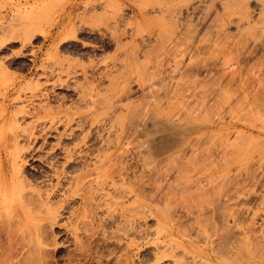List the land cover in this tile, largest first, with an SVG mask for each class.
Returning a JSON list of instances; mask_svg holds the SVG:
<instances>
[{
    "label": "rangeland",
    "instance_id": "rangeland-1",
    "mask_svg": "<svg viewBox=\"0 0 264 264\" xmlns=\"http://www.w3.org/2000/svg\"><path fill=\"white\" fill-rule=\"evenodd\" d=\"M70 1L73 0H46L44 3H40V6L35 4L29 6L25 5V2L18 3V0H0V146L7 140L14 139V134L19 128L16 125H20L22 129L26 128L38 117H33L35 116L33 114H26L23 117V114L20 113L17 117L11 116L22 106H19L22 104L21 102H15L17 93L14 90L20 88L23 89V93L30 94L35 88L34 84L36 85L38 81L45 83L48 88L46 91L49 93L48 98L44 102L51 105L52 110L55 111L52 114L60 115L62 113L60 115L62 117L71 116L72 122L67 130L70 128L75 130V135L71 139L61 138L57 133L39 139L40 143L46 140V150L49 149L46 156L52 161H48L47 158L44 161L35 160L28 152L26 156L28 181L33 188H40L43 192H52L54 188L52 186L57 184L58 177L54 173L55 170L59 172L65 170L68 175L81 174L82 171H86L81 163L72 162L70 165H64L59 153L61 147L77 144L78 150H84L88 145L97 153L104 148L103 145L112 138V135L114 138V133L104 130V126L108 127L112 123L117 125L116 122L120 121L126 126L129 137L144 139L148 132L153 133L154 130L151 129H155V126L157 127L166 120H173L174 123L181 125L190 124L192 121L211 125L210 123L213 122L233 120L236 126L231 127L232 129L229 128L230 130L225 128L217 130L219 135L217 134L215 138L211 137V134L216 132L212 127L199 132L198 137H205L206 140H202L204 143L203 146L201 143L202 150L199 148L200 150L198 149L197 152L195 150L194 153L189 151L184 158V161L191 162V166L188 163V171L192 170L196 162L202 163L207 160V163H212L216 161V166L213 168L215 175H206L201 180L206 187L205 195L203 196L202 193V197L201 194L196 196L198 193L196 194L195 182L193 185L191 184L190 189V193L196 196H193L194 201L207 209L205 210L206 214L204 213L199 221H195L189 215L191 210L196 209L193 199H191L192 201L179 199L183 193L180 194V191L178 193V190H174L179 194L174 199L178 198V202H180L176 209L178 212L175 214L182 215L180 222L187 226L186 228L190 231L188 233L196 244H201L208 237L212 239L210 240V242L212 241L211 245L213 244V248H216L215 253H212L213 258L228 259L230 263L232 262L231 264H255L256 262L264 264V134L258 132L259 128L264 126V116H262L263 114L257 115L256 110L254 111L258 107L264 109V34L259 31L264 21V0H244L249 4L246 9L249 14L251 12L252 15H250L253 19L238 20L240 15H235L237 19L235 18V22L231 24L224 22L221 24V17L225 10L220 1L201 0L202 10L198 15L199 19L195 17L191 20H195V27L201 29L204 34L219 32V29L223 30L226 32L222 35L224 41H221L217 47L205 48V54L202 56L212 55L213 60L206 59L205 61L204 58L200 60V57L196 60L193 57L194 59H187L182 63L170 60L162 63L157 60L159 44L156 37L149 30V24L135 16L136 6H139L138 4L142 0H82L81 7L77 10L78 13L73 20L76 32H73L74 28L72 27L71 32L60 33L59 43L56 45V50H53L48 47L51 42L48 40L51 28L49 24L51 25L59 19L60 12ZM2 7H6L7 10ZM237 7L236 5L235 8ZM57 30L58 28L55 31ZM134 30L139 31V34L133 39L129 34ZM43 45L46 46L38 54L36 60L32 52ZM167 46L171 47L169 44ZM231 47L232 49L229 50ZM48 49L55 52L52 57L45 55ZM227 50L232 51V54H234V50L235 53H239L236 55L237 58L226 60L225 54L230 55L226 53ZM44 58L52 59L45 64L49 70H51L50 67L55 66L53 65L55 63L63 64L64 67L71 63V68L75 71L78 70L79 74L71 73L67 76L65 73H61L57 75L56 71L53 77L58 82L55 87H52L53 84L46 82V78H39ZM65 62L67 63L65 64ZM49 64L52 66L49 67ZM83 69L86 75L84 71L81 72ZM206 69H210L211 73ZM8 89L12 93L9 100L6 101L4 92ZM105 96H107V100ZM103 101L104 103H102ZM110 102L113 105H110ZM8 104L10 105L9 112L5 117V107ZM101 107L102 110H100ZM203 114L204 117H202ZM257 120L259 122H256ZM65 127L66 124H62L58 126V130L63 132ZM253 129L257 131L253 132ZM108 133L111 138L108 137ZM24 143L26 142H22V144ZM59 143L61 147L57 146ZM228 149L234 152H229ZM224 151L226 158L222 155ZM207 153L216 154L215 159L203 160V156ZM220 153L225 159L220 157ZM227 155L228 158H232L226 160ZM172 156L169 159L156 162L159 171L157 169L158 172L153 173V177L159 178H152L154 181L159 180L158 182L156 180L152 184V181L149 182V177V179L143 177V181H141L145 183L140 182L145 194H148V197L155 202H164L161 197V188L164 189L166 186L174 188L175 185L172 183L178 182L175 180L177 179L176 170L173 169L174 165L177 166L178 157L177 154ZM122 158L124 162L121 160ZM122 158L118 157L117 161L121 160L120 163L123 162L125 166L133 168H130V171H135L138 175L141 173L144 175L147 172L141 168V162L134 160V162H130L129 156ZM241 159L242 161L245 159L241 164L242 168L237 169ZM46 160L52 162V165ZM229 160L235 161L229 163L234 164L233 167H235L234 171H231L232 174L228 176L229 178H225V180L229 179V183L224 180L220 181V179L212 180L217 178V173H220V165H224L225 161ZM235 169L237 170L235 171ZM233 174L235 175L231 176ZM161 184L160 189H157ZM218 185L219 188H217ZM169 190L171 191V189ZM171 193L175 195L174 192ZM228 195L232 197L231 202L227 199ZM186 196L188 197L189 194ZM197 198H200V202H197ZM53 200L55 204L53 207H57L58 213L61 214L56 222H44L38 228L29 229L27 232L26 226L17 222L12 214L9 218L4 217L0 221V264L166 263L167 257L160 254L163 252H156L152 249L156 242L150 233H156L161 228L155 215L144 218V221H147L141 230L142 235H139L134 246H130L127 239L128 227L109 220L103 228L102 216L93 212L96 206L92 205L90 208L86 203H83L84 197L73 196L63 188V190L59 189L54 193ZM229 202L231 204H228ZM214 205L218 207L216 216H212L210 209ZM230 207L235 211L228 212ZM237 212L238 214H234ZM87 213V218L83 217L82 223L88 225L76 229V216L79 214L85 216ZM208 214L211 217L207 216ZM226 218L228 219L226 220ZM84 220L86 222H83ZM70 222L74 223V226ZM32 232L34 233L32 234ZM36 232H38V239L35 236ZM205 237L206 239H203ZM227 238L233 240L234 246L230 253L227 250L229 247L225 246ZM38 241H40V246L37 244ZM188 243H177L176 249L180 259L178 264H194L190 257L193 254V247ZM205 259L214 264V259L204 258L203 260L205 261ZM206 261L202 264H207ZM208 264L210 263L208 262Z\"/></svg>",
    "mask_w": 264,
    "mask_h": 264
},
{
    "label": "bare ground",
    "instance_id": "bare-ground-1",
    "mask_svg": "<svg viewBox=\"0 0 264 264\" xmlns=\"http://www.w3.org/2000/svg\"><path fill=\"white\" fill-rule=\"evenodd\" d=\"M44 1H46V0H18V3L25 2L24 3L25 5L31 6L32 4H35L37 6H40V3H44ZM81 1L82 0H73L72 2L70 1V3L64 7L63 11L60 12L59 19L55 23H52L51 25L49 24V26L51 28H50V31L48 34V40H50L51 42H50V45H48V47L52 48L53 50H56V45H57V43H59L58 42L59 34L64 33L65 31L66 32L72 31V29L74 28L73 26H75V24H74L75 22H73V20H74L76 13H78L77 10L81 7V4H82ZM217 1H220L223 4L224 10H225L224 15L223 16L221 15L222 16L221 17V19H222L221 24H224V23L225 24L226 23L231 24L232 22H235V20L237 19V17L235 15H240L238 17L239 18L238 20H242V19L244 20L247 18L249 21V19H251V20L253 19V17L251 16L252 14L250 12L251 10L249 11L251 14L250 15L247 11L248 9H246L248 7L247 5H249V4H247V2H244V0L243 1L242 0H217ZM236 1H238V3L240 2V5H238V3H236ZM200 2H201V0H142V2L140 4H138L139 6H136L135 16L137 18H139L141 21L145 20V22L149 24V30L151 31L152 35H155L156 40L159 44V51L156 55L157 60L161 61L162 63L164 61H169V60L174 61L176 63L177 62L182 63L185 60L191 59L193 57L196 60L199 59L198 57H200V60L202 58H204L205 61H206V59H208V60L212 59L213 60L212 55L202 56L203 54H205V50H206L205 48L210 47V46H216L217 47L218 44L221 43V41H224L222 39V35L226 32H224L223 30H220L218 28L219 32H211V33L206 32L204 34L201 32V29H198L197 27H195V25H194L195 20L193 21L191 19L195 18V17L199 19L198 15H200V11L202 10L201 9L202 5L200 4ZM212 2H216V1H212ZM16 4H17V2H16ZM236 5L238 7H240V6L241 7L235 8ZM211 6H213V5H211ZM3 9H6V7ZM1 11H3V10H1ZM183 14H185V15L183 16ZM57 28H58V30L55 31ZM75 28L73 30L74 33L76 32ZM69 29H71V30H69ZM259 31H261L262 34H264V21L261 24ZM138 34H139V31L134 30L129 35L134 39L136 37V35H138ZM225 35L228 36V34H225ZM226 42L228 43V39ZM168 44L171 47H168L167 46ZM183 45H185V47H182ZM44 46H46V45H43L38 50L32 52V55H34L36 60L38 58V54L40 52H42V49L44 48ZM230 49H232V47L229 48V50ZM50 50L51 49H48L46 54L45 53L44 54L52 57V54H55V52H51ZM235 50L233 51L234 54L231 53L232 51L230 52L227 50L226 53L227 54L229 53L230 55L227 56L225 54L224 57L226 58V60H229V59L231 60L232 58H234V59L237 58L236 55L239 53H235L236 52ZM237 51H238V49H237ZM46 59L47 58H44V63L42 64V68H41L42 71L39 74V78L40 77L46 78L47 79L46 82H49V84H53L52 87H55L57 85V82H58V80L53 77V75L56 71H57V75L61 74V73L62 74L65 73L67 76H69L71 73H77V71H78V70L75 71V70H73V68H71V65H72L71 63H69L66 67H64L63 64H59V63L53 64L55 66H52L49 64V67L52 66V68L50 67L51 70H49L45 64L48 63L47 61L50 60V58H48V60H46ZM67 62H65V64ZM192 64H193V62H192ZM208 70L206 69L207 72L211 73L210 69H208ZM83 71L85 73L84 69L81 70V72H83ZM77 74H79V73H77ZM85 75H86V73H85ZM33 87H35V88L30 92V94H26V92L23 93V89H20V88H16L15 90L12 89V90H14L15 93H17V97L14 99L15 102L16 101L21 102L22 104H20L19 106H21V105L22 106L19 108L18 111H16L15 113L13 112V115H11V116L17 117L18 114L20 113V114H23V117H25L26 114L27 115L33 114V115H35L33 117H37V116L38 117L34 120L33 123L29 124L26 128L24 126H22V127H24L23 129L20 128L21 127L20 125L18 126L16 124H14L17 127H19L22 132L18 128L19 131L17 130V132L14 134V139L12 140V138H11V140H9V141L7 140V142H5L4 144H2V146H0V221H2V219L4 217L9 218L10 215L12 214L13 217H15V219H17V222L19 221V223H21V224L23 223L26 226L27 229L26 228H23V229H26L27 232L29 229L38 228L39 225L41 226V224L44 222H48V223L56 222L57 218L61 214L58 213L59 211L57 210V207H53L55 204H54V200L52 201V196L54 195V193L57 190H59V189L63 190V188H64V189H66L67 193H70L73 196L78 195L80 197L81 196L84 197L86 202L83 201V203H86L89 207L90 206L92 207V205H93V207L96 206L95 210H93V212H95L96 215H98V216H100V215L102 216V219L101 218L100 219H101V223H102L103 228L109 220H112L114 222H119L121 225L127 226L128 227L127 239L130 242V246H134L139 235L140 236L142 235L141 230H143L142 228L145 226L144 223L147 221V220L144 221V218H146L149 215H153V216L155 215L157 217V223H158V225L161 226V228L156 233H153V232L150 233V235H153L155 242H156L155 246H153L152 249L155 250L156 252H161V251L163 252L160 254L161 255L164 254L165 255L164 257H167L165 264H178L180 259H179V255L177 253L176 248L178 247L177 243H179V242H182L185 244L189 242L188 245L193 247V254L190 257H191V261L194 264H202L203 262H205L207 260V259H205V261H204L203 260L204 258L214 259L215 260V261L213 260L214 264H231L232 263V262L230 263V261L228 259L220 258V260H217V258H215V257L213 258V256H214L213 254L215 253L216 248H213V244L211 245L212 241L210 242V240H212V239H210L209 237L207 239H206V237L203 238L206 240H203L201 244H196L195 240L188 233L189 230L186 228L187 226L183 225L180 222V218L182 215L181 214H175V213L178 212V210H176V209H177V207H179L178 206L180 203V202H178L179 199H182L184 201H186V200L192 201L191 199H193V196H195L192 193H190L191 184L193 185V182H195V184H196V189H197L196 194L198 193V195H196V196H199V194H201V197H202V193H203V196L205 195L204 193L206 192V187H205V184H203L204 182L202 183L201 180L206 175H210V174L215 175L213 168H215V166H216V163H215L216 161L212 162V163H210V162L207 163L206 162L207 160L205 161L206 163L204 161L202 163L196 162L197 165L195 163L192 170L190 169V171H188L189 170L188 163L190 165L191 162L184 161V158L186 157L187 153H189V151L193 152L196 150L195 152H197V150L199 148H201V150H202V146L204 144L202 140L206 141L205 137L204 138L202 136L198 137L197 134H199V132L205 130L206 128L212 127V129L214 128L216 130V132L211 134V137L215 138L218 134L217 130L222 129V128L229 129L233 126H236V123L233 122V120H231L229 122H213V123H210L211 125L198 124L197 122H194L192 120H191L192 123H190V124L181 125V124L174 123L173 120L172 121L166 120V122H163L160 125H157V127L155 126V129H151V130H154L153 133L148 132L147 136L146 137L144 136L145 138L143 137L144 139H138V138L134 139V138H132L133 136L129 137L127 135V132H126L127 131L126 126L124 125V123H122L120 121H119V123L116 122L117 125L113 124V123L108 127H105L103 125L104 130H107L109 133H114V138H113V135L111 138L110 137L111 135L109 136V133H108V137H110L111 139L107 140L108 142L103 145L104 148L102 147L103 149L101 151H98L97 153L95 151H93L94 149L92 150L91 149L92 147H90L88 145H87L86 149L83 150V149H81L82 147L80 146L81 150H78L79 147H77V144H75L74 146L66 145L64 147H61L60 143L58 145L56 144L57 146L61 147V152H59V153L61 154V158L64 161V165H70V163H72V162L73 163H81L84 165V168L86 171L83 168L82 169L86 173L82 171L81 174L78 173V174L68 175V173L65 170H63L61 172H59L58 170H55V172L53 171L55 173V175L58 177V182L56 185L52 186V187H54L52 192H50L48 190L50 192L49 193V192H43L40 188H33L30 185L31 183H29L27 175H26V156H27L28 152H30L32 158H35V160H38V161L43 160L44 161L45 158H47L46 154L49 153L48 152L49 149L46 150V148H47L46 147V145H47L46 140L43 141L42 143H40L39 139L41 137L47 138L48 136H52L53 134H56V133L59 134L61 136V138L64 137L67 139H71L75 135V132H74L75 130L72 128L67 130L68 129L67 127L72 122L71 116L69 117L68 115L65 114L66 116L62 117V116H60L62 114V113L60 114V112H58L60 115H53L52 112H55V111L52 110L53 108H51V105L44 102L45 100H47V98H48L47 95L49 94V93H46L48 88H46L45 83H39V81H38V83H36V85L34 84ZM173 87H175V86H173ZM25 89H26V87H25ZM29 89H31V88H29ZM14 92H13V94H14ZM11 93L12 92L9 89L4 92V98L6 101L9 100ZM79 96H81V95L79 94ZM109 96H111V95H109ZM106 97L107 96H105V98ZM85 99H87V97ZM108 99L110 100L109 97H108ZM106 100H107V98H106ZM102 103H104V101ZM114 104H116V103H114ZM110 105H113V104L111 103ZM9 107H10L9 104L5 107V113H4L5 117H6V114L8 115V112H9L8 108ZM100 110H102V107ZM255 110H256L257 115L263 114L262 116H264V109L263 108L258 107V108H255L254 111ZM97 111H96V113H97ZM89 114H91V113H89ZM116 114L118 115V113H116ZM262 116H260V117H262ZM202 117H204V114L202 115ZM252 119H254L253 116H252ZM117 120H119V118ZM92 121H94V120H92ZM103 121H104V119H103ZM201 121L205 122L206 120H201ZM210 122H212V121L210 120ZM256 122H259V120H257ZM109 123H110V121H109ZM253 123H254V120H253ZM62 124H64V125L66 124L65 130L63 132L58 130V126H60ZM71 127H73V126H71ZM255 131H257V130L253 129V132H255ZM227 132H229V131H227ZM230 132H232V131H230ZM258 132L264 134V126H261L259 128ZM228 134L230 135V133H228ZM195 135H197V136L195 137ZM224 136H225V134H224ZM99 137H101V136H99ZM84 140H86V139H84ZM22 142H26V143L22 144ZM84 143H86V142H84ZM201 143H202V146H201ZM225 149H226V147H225ZM229 149H228V151H229ZM232 151L233 150H230L229 152H232ZM203 153H204V151H203ZM226 153L229 154L228 152H226ZM237 153L239 154L240 152H237ZM175 154H177L178 159L176 161L177 166H175V165L173 166L174 167L173 169L176 170L175 173H176V177H177V179H175L176 177L174 179L177 180L178 182L172 183L175 185L174 188H171V187L169 188L168 186H166L167 188L164 187V189L161 188V191H162L161 197H162V200H164V202L163 201L155 202L152 198L148 197V194H145L144 188L142 187V184L140 182L143 181V177H146V178L149 177L150 178L149 182L152 181L153 182L152 184H154V182L157 180L156 179L154 181V179H155L154 177H157V176L153 177V173L159 171V169H158L159 167L156 166V162H159V161L161 162L163 160L169 159L172 155H175ZM216 154L207 153L203 156V160L215 159ZM222 155L226 158L225 151H224V154H222ZM125 156L130 157V159H131L130 162H132L133 160L136 162H141L142 163L141 168H143V171L146 170L147 172L144 173V175L142 173H141L142 175L141 174L138 175L135 171H130L131 167L125 166L123 164L124 161H123L122 157H125ZM118 157H119V159L122 158L121 160L123 162L120 163L121 160L118 162L117 161V160H119V159H117ZM220 157L225 159L224 157L221 156V153H220ZM229 158H232V157H229ZM229 158L227 155L226 160H228ZM48 159L49 158H47V160ZM50 160H51V158L48 161H50ZM244 160L242 161V159H241L240 165L238 167H236L237 169L242 166L241 164L244 162ZM227 162L229 164V163H232L235 161L234 160L233 161H231V160L225 161L224 165L223 164L220 165V169H219L220 173H217V176H216L217 178L212 179V180L220 179V181L224 180V182L228 181V183H229V179L225 180V178H227L230 174H232L231 171H234L235 167H233L234 164L228 165ZM48 163L52 165V162H48ZM193 163H194V161H193ZM212 164H215V165L212 166ZM133 165H134V163H133ZM131 169H133V168H131ZM157 169H158V171H157ZM237 169H235V171ZM238 172H240V171H238ZM234 175L235 174H233L231 176H234ZM157 178H159V177H157ZM231 178H233V177H231ZM158 181L159 180H157V182ZM231 181H232V179L230 180V182ZM142 183H145V182H142ZM169 183H171V182H169ZM219 183H222V182H219ZM222 185H223V187L225 186L224 184H222ZM160 186H162V184L159 185V187L157 189H160ZM213 186L214 185H212V187ZM168 188L171 189V191ZM217 188H219V185ZM50 189H52V188H50ZM196 189H194V190L196 191ZM207 189H209V188H207ZM174 190L175 191L178 190V193L180 191V194L183 193L185 196L182 194V195H180L179 199L178 198L174 199L176 195L177 196L179 195L178 193H175ZM245 191H247V190H245ZM171 192H174L175 195H172ZM187 194H189V196H188L189 199L186 196ZM199 199L200 198H197V202H200ZM227 199H229V201H230V199H232V197H230L228 195ZM193 202H195L196 209L191 210L190 214L189 213L188 214L191 217H193L195 221H199L201 216H203L204 213L206 214L205 210H207V209L206 208L204 209L203 205L201 206V204L196 203V201H194V199H193ZM230 202L228 204H231ZM190 203H192V202H190ZM225 204H224V206H225ZM181 207H182V205H181ZM216 207H217V205H214L210 208L212 216H216L215 213L218 209V207L217 208ZM226 207H229V206H226ZM207 208H209V206H207ZM228 209H230V210H228V212L229 211H231V212L235 211L232 209V207H230ZM85 210L87 211V209H85ZM237 210H239V209H237ZM218 211L221 212V210H218ZM74 213H75V211H74ZM230 214L232 215V213H230ZM234 214H238V212L234 213ZM87 215H88V213L85 216H83V215L80 216V214L76 216V218H75L76 219V221H75V228L76 229H79L80 227H86V225H88L87 223H82V218L83 217L87 218ZM90 216H88V217H90ZM177 216H178V218H177ZM207 216H209V214ZM209 217H211V216H209ZM206 218H208V217H206ZM234 218H233V220H234ZM227 219L228 218H226V220ZM83 222H86V221L84 220ZM88 222H89V220H88ZM90 223H91V221H90ZM155 223H156V221H155ZM206 223H207V221H206ZM71 224L74 226V223H71ZM204 224H205V222H204ZM214 229H215V227H214ZM219 231H221V230H219ZM33 233L34 232H32V234ZM36 233L37 234H35V236L38 239V237H37L38 232H36ZM119 237H122V236H119ZM253 238L255 239V237H253ZM232 241L233 240H231V238H229V239L227 238V240H226L225 246H226V248L229 247V249H227V250H229V253H230V251H232V248L234 246ZM37 244H38V246H40V241H38ZM238 248H240V247H238ZM242 250H240V251H242ZM218 251H220V250H218ZM263 251H261V252H263ZM253 252H255V251H253ZM225 254L227 255L228 251ZM232 254H234V252H232ZM255 254H257V253H255ZM161 255H158V256H161ZM158 256H157V260H158ZM231 256H234V255H231ZM259 257H261V256H259ZM206 262H207V264H208V262L210 264L211 263L213 264V262L208 261V260ZM254 262H256V261H254ZM233 263H234V260H233ZM235 264H237V263H235ZM238 264H240V263H238ZM255 264H258V263L256 262Z\"/></svg>",
    "mask_w": 264,
    "mask_h": 264
}]
</instances>
